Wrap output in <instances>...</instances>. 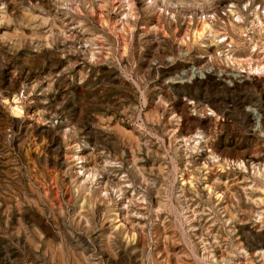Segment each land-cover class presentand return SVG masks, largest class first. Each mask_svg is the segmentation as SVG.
<instances>
[{"label":"rangeland","instance_id":"374dc122","mask_svg":"<svg viewBox=\"0 0 264 264\" xmlns=\"http://www.w3.org/2000/svg\"><path fill=\"white\" fill-rule=\"evenodd\" d=\"M208 2L0 0V264H264V0Z\"/></svg>","mask_w":264,"mask_h":264},{"label":"built area","instance_id":"2783aa9c","mask_svg":"<svg viewBox=\"0 0 264 264\" xmlns=\"http://www.w3.org/2000/svg\"><path fill=\"white\" fill-rule=\"evenodd\" d=\"M173 1V4H172V9L174 10V11H176L177 10V12L179 11V12H182V16H183V20H185V21H187V20H190V22L193 20V19H195V18H203L204 16H205V18H208L209 16H214V17H216V15H217V11H216V8H214V7H208L207 9H201V8H199V6L200 5H203V4H205V3H207V5H213L214 4V1H212L213 2V4H212V2L210 3V2H201L200 4H196L197 5V7H194V9H186V10H183V9H185V4L184 3H181V1H176V0H172ZM176 2V3H175ZM177 2H179V3H177ZM183 2V1H182ZM174 4H176V6H179L180 5V7H173V5ZM232 4L233 3H230V6L232 7ZM199 5V6H198ZM230 7V8H231ZM179 8H182V10H178ZM186 8H187V6H186ZM229 8V7H228ZM225 9V8H224ZM170 10H171V8H170ZM225 12L227 11V9L226 10H224ZM223 11V12H224ZM177 12H175V13H177ZM222 16V20L224 21V18L226 19V17H225V15H224V13L221 15ZM176 19H178V18H180L179 17V14H177L176 15ZM249 34H251V33H249ZM214 47V46H213ZM228 47H226V49H227ZM207 49L209 50V52H211L210 50H212V47L210 46V47H207ZM209 66V65H208ZM211 68H212V66H210ZM236 72V70H231L230 72H228V73H235ZM214 73H215V71H213L212 72V76L214 75ZM228 73H226V74H228ZM216 74V73H215ZM225 74V77L224 76H221V78H222V80H223V82H225L226 84L228 83V84H235V83H237L238 81H236V79L234 78V77H230L229 75L227 76ZM215 76V75H214ZM217 77H220V76H217ZM224 78H226L225 80H224ZM243 78H245V77H243ZM243 78H240V80H242ZM227 81V82H226ZM241 82V81H240Z\"/></svg>","mask_w":264,"mask_h":264},{"label":"bare ground","instance_id":"6f19581e","mask_svg":"<svg viewBox=\"0 0 264 264\" xmlns=\"http://www.w3.org/2000/svg\"><path fill=\"white\" fill-rule=\"evenodd\" d=\"M149 1V0H148ZM226 12H228V10L226 11ZM226 13H224V15H225ZM218 15V14H217ZM225 17H226V15H225ZM227 18V17H226ZM235 19V18H234ZM225 21V20H224ZM223 20L222 21H220V22H224ZM200 23V22H199ZM199 26H198V28L197 29H195L194 31H193V33L195 34V36H197L198 38H200L201 36H203L205 33H209V35H210V37H211V39H212V35H216V32L212 29V27H211V25L209 24V23H206V22H202L201 24H198ZM216 30V29H215ZM210 39V38H209ZM216 39V40H215ZM220 39V37H218V36H215L214 37V40L215 41H218ZM224 40V39H223ZM209 41H211V40H209ZM220 42V41H219ZM214 46V45H213ZM216 47V46H215ZM205 49H206V47H205ZM236 61H241L240 59H235ZM226 64V63H225ZM253 64H255L254 66H255V68L253 69V68H251V70L253 69V72H255V73H264V65H261V63H259V62H254ZM212 70V69H211ZM237 70V69H236ZM238 71V70H237ZM191 72L195 75V77H198V78H200V77H205V75L206 74H208L209 72H211L210 70H207V71H203V73L202 72H195V71H192L191 70ZM235 73H238V72H235ZM232 73H228L227 74V76L229 75L230 77H234L235 79H236V81H240V78H243L244 77V75H247V74H244V73H240L241 75H238V76H232L231 75ZM223 76V74H220V76ZM248 76V75H247ZM18 108L19 107H15V108H11V110L13 111V113H15V114H17L18 112ZM253 113H254V111H252ZM255 114V113H254ZM209 115V114H208ZM80 158L77 156L76 157V159L75 160H79ZM79 174H82L83 176H84V172H83V168H82V166H80V171H79ZM92 177H95V175L93 174V176Z\"/></svg>","mask_w":264,"mask_h":264}]
</instances>
